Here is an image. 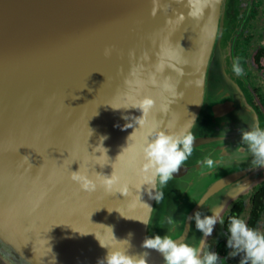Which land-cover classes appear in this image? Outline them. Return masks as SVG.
<instances>
[{
	"label": "water",
	"instance_id": "1",
	"mask_svg": "<svg viewBox=\"0 0 264 264\" xmlns=\"http://www.w3.org/2000/svg\"><path fill=\"white\" fill-rule=\"evenodd\" d=\"M222 3L0 0V264H97L107 253L99 241L118 245L129 232L132 251L157 234L195 243L202 233L187 217L198 202L205 214L223 205V215L264 181L241 142L239 129L255 125L242 96L217 76L206 91L221 49ZM144 97L155 105L138 125L132 118L142 112L133 106ZM157 130L196 138L183 168L162 189L157 181L160 203L148 197L141 171ZM78 170L94 191L71 179ZM105 176L117 179L107 185ZM38 212L47 233L34 226ZM26 220L14 233L13 222ZM150 264H163L162 256L152 251Z\"/></svg>",
	"mask_w": 264,
	"mask_h": 264
},
{
	"label": "clouds",
	"instance_id": "2",
	"mask_svg": "<svg viewBox=\"0 0 264 264\" xmlns=\"http://www.w3.org/2000/svg\"><path fill=\"white\" fill-rule=\"evenodd\" d=\"M110 53V49H105L106 56ZM233 72L236 75L243 73V69L238 62L233 64ZM154 105L155 101L150 97L141 99L133 107L139 109L142 116L133 117L134 122L143 125L145 122L144 117ZM125 127H132V125L127 124ZM239 132L242 144L246 146L247 152L252 157L251 164L253 168L264 169V127L255 124L247 130L239 129ZM223 133L225 135V132ZM106 138L101 137V142ZM195 139L193 133L187 130H157L151 136V139L146 142L142 149L144 163L141 171L145 174L146 183L149 185L146 191L150 199L155 200L157 203L163 200L164 192L156 189L157 181L162 189L173 178V174L178 173L183 168V165L194 151ZM103 149L105 150L104 154L107 156V150ZM215 163L211 158L204 161L209 169L214 168ZM71 179L77 182L81 189L85 191L91 192L96 188L95 181L79 170L72 172ZM116 179L115 177L105 176V183L111 185ZM197 204L201 210L187 217L189 221L195 222V229L202 233V237L197 242L192 243L184 238L174 239L169 234L163 236L157 234L144 238L140 245L143 251H132L134 246L131 241L134 238V233L129 232L127 238L117 240L113 235L112 227H108L113 238L118 241V245L108 246L99 241L101 247L107 249V253L102 259L98 260L97 264H150L152 251L162 256L163 264H222L219 253L210 249L207 240L213 235L216 226L224 223L222 219L223 205L209 209L210 214H205L203 211L204 201ZM147 206L150 207L148 204ZM140 222L148 225L147 220ZM171 222L172 218H169V223ZM188 227L191 228L189 225ZM226 240V247L231 250L229 255L233 258L241 257L239 264H264V231L249 226L245 218L239 216L229 217Z\"/></svg>",
	"mask_w": 264,
	"mask_h": 264
},
{
	"label": "rangeland",
	"instance_id": "3",
	"mask_svg": "<svg viewBox=\"0 0 264 264\" xmlns=\"http://www.w3.org/2000/svg\"><path fill=\"white\" fill-rule=\"evenodd\" d=\"M229 1L230 0H223L221 5L219 22H221V26H223V28H221L219 26L220 24H218V32L220 30L221 37V49H219L217 45L214 48V54L210 60L211 67H209L207 72L206 91L208 94L213 93L215 83L212 81L213 77L217 76L216 80L220 86L224 87V90H233L236 88L237 92H239V94L242 96L243 104L249 109L254 124H259L261 127H264V73L260 74L259 72L255 71L254 68L249 66V59L255 47L254 44L256 43L255 40L257 34L255 35L254 32L256 31L254 29L255 27L257 28L256 30L259 28L264 29V0H244V4L237 5V8L240 11L239 18L236 20L237 31L229 43H223L222 32L224 33L223 30L226 29L227 25L226 8ZM255 2L257 3L256 6L254 5ZM254 8L256 9L253 10ZM259 10H261V12ZM236 62H238L240 67L243 69V73L241 75H236L233 72V64ZM244 95L248 100H246ZM250 104L252 106L255 105V108L257 109H260L258 111H261L262 115H258L256 112L257 110L253 109ZM246 157L248 160L252 159L249 153L246 154ZM255 174L258 175L259 170H257ZM258 179L261 180L262 177L258 176ZM262 182L260 184H263ZM251 189L245 191L241 195L243 196V200L246 201ZM247 212L248 205L246 204L244 212L240 217L246 218ZM35 217H37L38 224H35L34 226L47 233L46 229L49 226L45 213L43 214L38 212ZM27 223L28 220L24 221L23 223H19L18 226V222L14 221L11 228L14 233H20L19 229L24 227ZM30 226L31 224L28 227ZM254 228L264 231V217L257 219V221L254 223ZM218 231L219 226L217 225L214 229L213 235L207 240L210 249L214 243V239L217 238ZM230 251L231 250L229 249V252ZM222 264H239V256L233 258L228 253L226 259L222 260Z\"/></svg>",
	"mask_w": 264,
	"mask_h": 264
},
{
	"label": "flooded vegetation",
	"instance_id": "4",
	"mask_svg": "<svg viewBox=\"0 0 264 264\" xmlns=\"http://www.w3.org/2000/svg\"><path fill=\"white\" fill-rule=\"evenodd\" d=\"M242 4H244V0H230L228 2L227 8H226L227 25H226V29L223 30L224 33L222 32L223 43H229L231 41V39L234 37L235 32L237 31L236 20L239 18V15H240V11L237 8V5H242ZM254 5L256 6L257 3L255 2ZM256 8H254L253 10H255ZM259 11L261 12V10H259ZM256 29L257 28L255 27L254 30L256 32H254V33H255V35L257 34L256 40H255L256 43L254 44L255 47H254L252 54L250 56V59H249V66L251 68H254L255 71L262 74V73H264V31H263L264 29H261V28H259L258 30H256ZM258 36H259V38H258ZM245 98H246V96H245ZM246 100H248V99L246 98ZM248 103H250V102H248ZM250 106L253 109L257 110L256 112L258 115H262L261 111L260 112L258 111L260 109L255 108V105L252 106L250 104ZM262 183H264V182H262ZM256 186H258V185H256ZM256 186H254V187H256ZM249 195H250V193H249ZM240 197L243 198V196H240ZM248 197H247L246 201L243 200V212H244V208H245L246 204L248 205ZM233 201H235V199ZM233 201H231V202H233ZM248 208H249V206H248ZM241 215L242 214H240L238 216L240 217ZM224 216H225V213L222 215V219H224ZM247 217H248V212H247V216L245 218L246 220H247ZM247 223H248V221H247ZM218 226H219V231L217 234V238L214 239V243L211 247V250L218 252L220 257L222 258V260H225L226 257L228 256V253H229V249L226 247L227 230L224 229L223 224H218ZM253 228H254V226H253ZM240 259H241V257H239V261H240Z\"/></svg>",
	"mask_w": 264,
	"mask_h": 264
},
{
	"label": "trees",
	"instance_id": "5",
	"mask_svg": "<svg viewBox=\"0 0 264 264\" xmlns=\"http://www.w3.org/2000/svg\"><path fill=\"white\" fill-rule=\"evenodd\" d=\"M248 217L249 226L253 227L258 218L264 217V183L254 187L248 197ZM243 212V198L237 197L231 202L225 212L223 227L227 230L228 219L231 216H238Z\"/></svg>",
	"mask_w": 264,
	"mask_h": 264
}]
</instances>
